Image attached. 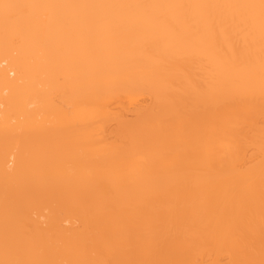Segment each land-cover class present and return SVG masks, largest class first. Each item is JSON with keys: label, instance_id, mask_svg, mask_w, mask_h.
<instances>
[{"label": "bare ground", "instance_id": "bare-ground-1", "mask_svg": "<svg viewBox=\"0 0 264 264\" xmlns=\"http://www.w3.org/2000/svg\"><path fill=\"white\" fill-rule=\"evenodd\" d=\"M0 264L264 260V0H0Z\"/></svg>", "mask_w": 264, "mask_h": 264}, {"label": "snow or ice", "instance_id": "snow-or-ice-1", "mask_svg": "<svg viewBox=\"0 0 264 264\" xmlns=\"http://www.w3.org/2000/svg\"><path fill=\"white\" fill-rule=\"evenodd\" d=\"M31 7L34 6L27 4H0V9L3 10V19L5 25L7 26L13 23L20 12L27 10ZM261 7L262 9H264V4H262ZM252 264H254V262H252ZM260 264H264V260H261Z\"/></svg>", "mask_w": 264, "mask_h": 264}]
</instances>
